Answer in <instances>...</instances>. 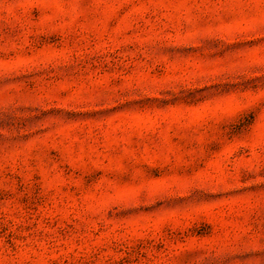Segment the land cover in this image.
<instances>
[{
  "label": "rangeland",
  "instance_id": "rangeland-1",
  "mask_svg": "<svg viewBox=\"0 0 264 264\" xmlns=\"http://www.w3.org/2000/svg\"><path fill=\"white\" fill-rule=\"evenodd\" d=\"M0 264H264V0H0Z\"/></svg>",
  "mask_w": 264,
  "mask_h": 264
}]
</instances>
